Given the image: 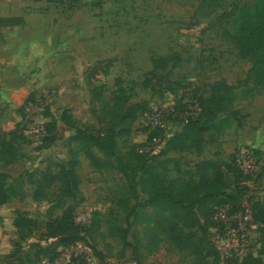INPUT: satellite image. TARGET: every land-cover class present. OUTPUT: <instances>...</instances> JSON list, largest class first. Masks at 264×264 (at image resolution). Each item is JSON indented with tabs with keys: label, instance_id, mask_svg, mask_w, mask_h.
Instances as JSON below:
<instances>
[{
	"label": "rangeland",
	"instance_id": "obj_1",
	"mask_svg": "<svg viewBox=\"0 0 264 264\" xmlns=\"http://www.w3.org/2000/svg\"><path fill=\"white\" fill-rule=\"evenodd\" d=\"M29 3L36 11L19 36L38 27L42 31L33 36L30 71L23 82H13L11 71L0 81V91L19 93V87L12 88L18 84L28 89L25 103L17 106L8 100L0 110V139L12 143V151H1L0 182L9 188L10 199L0 205V264H32L41 245L56 251V264H65L70 252L80 255L78 264L238 263L215 260L214 240L220 229L212 201L195 206L194 226L176 201L183 183L198 181L199 166L206 160L235 170L240 151L252 148L264 166V84L255 81L261 66L237 44L241 11H253L264 0H225L218 5L213 0ZM189 83L207 97L213 85L221 91L235 87L215 119L226 120L222 130L205 137L201 152L190 141L173 138L146 164V171L137 170L147 138L137 123V111L172 103L178 87ZM31 122L45 125L40 141L25 132L7 134ZM85 127L116 133L117 155L137 170L135 188L116 157L94 149L101 163L96 167L79 150L71 137ZM226 175L232 183L233 173ZM260 175L254 187L264 199ZM145 179L158 180L171 189L174 199L145 204L150 197L142 190ZM64 215L78 228L66 232L65 239L78 234L69 247L47 236L51 221H61ZM19 217L36 219L37 224L16 226ZM174 225L181 227L182 241L174 236ZM124 229L130 246L122 239ZM253 230L248 254L257 253L262 238V229Z\"/></svg>",
	"mask_w": 264,
	"mask_h": 264
},
{
	"label": "trees",
	"instance_id": "obj_2",
	"mask_svg": "<svg viewBox=\"0 0 264 264\" xmlns=\"http://www.w3.org/2000/svg\"><path fill=\"white\" fill-rule=\"evenodd\" d=\"M50 2H55L56 0H48ZM217 5L224 2L225 0H213ZM237 44L240 48L241 53L244 56H249L254 60L255 66H261V72L256 74L255 81L262 85L264 84V4L262 6L255 7L253 11L243 10L240 13V31L237 39ZM185 85H180L178 88H182ZM178 89V90H179ZM235 89L234 86H226L224 90L221 91L218 84L213 85L209 96L207 97L203 94L199 96V102L201 107V115L199 118L191 121L185 125L181 131L176 132L168 140L166 149L173 138H181L185 141H190L192 145L197 146L198 151H202L201 143L210 135L218 133L222 130V123L226 120L217 122L215 119L223 106V102L226 98H230L232 94L231 91ZM197 94V93H195ZM233 97V96H232ZM234 99V98H233ZM230 100V99H229ZM147 108V106L141 107L136 113V119H138L139 113ZM66 117V115H65ZM71 119V118H70ZM234 122V118H231L230 124ZM225 128V127H224ZM24 133V127L19 126L13 130L7 132L8 135L14 137L18 133ZM4 131L0 130V135ZM116 133L112 129H108L105 132L95 131L94 127L77 128L75 134L71 137V140L75 142L79 150L83 152L86 158L91 162L92 165L98 167L100 166V161L94 153V149H98L104 154L112 157H116L121 170L126 176L131 179L132 186L135 188L136 185V173L139 171H146V164L154 159V157L147 158L145 155L138 153L143 159L142 165L139 169H133L130 165L124 163L122 157L118 156L116 153L117 140ZM11 142L8 139H0V162L4 159V152L1 151L5 149V152L12 151ZM165 149V150H166ZM259 152V151H257ZM228 166V165H227ZM226 166V167H227ZM235 170L226 168L223 164H218L216 161L206 160L202 162L198 170V181L195 183L186 182L181 185L178 201H176L179 206L185 210L186 215L193 220L191 226H194L196 219L194 217L193 210L195 206L200 202H210L212 201L211 212H214L215 207L230 204L232 210H237L244 197L247 195V186L242 185L243 174L235 165ZM74 167H72L73 180H77L74 172ZM230 169V170H229ZM233 173L234 181L229 183L227 181V173ZM262 174L264 176V166L261 167L258 173L259 177ZM2 173L0 171V179ZM158 180H147L143 181L142 190L150 195L146 200L145 204H150L160 198H168L170 200L174 199V193L171 189L164 188L158 183ZM76 184V183H75ZM234 184V185H233ZM264 190V189H263ZM259 191H256L249 195L248 199L253 204L255 211V218L264 223V199L259 197ZM33 195V193H31ZM33 197H35L33 195ZM10 199L9 188L0 182V205L5 204ZM240 199L242 201H240ZM136 212V207L131 211V214ZM69 216L64 215L61 221H51L48 225V238L59 239L64 247H69L77 242L78 234L73 235L70 239H65L66 232L71 227L74 232H78V228L73 227L74 221L72 218L69 220ZM181 220H183L181 218ZM69 221V222H68ZM184 221V220H183ZM68 222V223H67ZM37 220L29 217H19L16 219V226H25L32 228L36 226ZM262 229L261 241L256 254H248L241 262L236 264H264V227ZM172 230V229H171ZM174 236L182 241L184 236L181 227L174 225L173 230ZM179 231V232H178ZM128 229L122 231V239L126 245H131L128 241ZM40 256L32 264H56L57 253L55 250L50 249L47 246H40ZM215 260L218 262L221 258L220 253L214 248ZM48 258L47 261H44ZM139 264H141L139 262Z\"/></svg>",
	"mask_w": 264,
	"mask_h": 264
},
{
	"label": "built area",
	"instance_id": "obj_3",
	"mask_svg": "<svg viewBox=\"0 0 264 264\" xmlns=\"http://www.w3.org/2000/svg\"><path fill=\"white\" fill-rule=\"evenodd\" d=\"M199 96L196 84L189 83L178 90V98L172 103L152 105L142 110L138 115L137 123L145 131L147 138L143 141L139 152L150 158L165 150L171 136L200 117ZM24 132L27 137L38 142L44 138L46 128L44 123L31 122L27 123ZM236 164L243 174L242 185L248 187L246 196L249 197L257 191L254 183L261 170V161L254 149L244 148L237 155ZM213 219L220 229L219 235L214 240V246L223 260L241 262L248 255L253 229L264 227V223L255 218L253 204L249 199H243L237 210H232L230 204L215 207ZM79 257L78 253L70 252L65 264H78Z\"/></svg>",
	"mask_w": 264,
	"mask_h": 264
},
{
	"label": "crops",
	"instance_id": "obj_4",
	"mask_svg": "<svg viewBox=\"0 0 264 264\" xmlns=\"http://www.w3.org/2000/svg\"><path fill=\"white\" fill-rule=\"evenodd\" d=\"M29 2L30 0H5L0 2V81L2 75L11 71L13 75L11 80L15 83H20L24 81L25 75L30 71L32 64L30 51L32 45L35 44L33 36L40 34L42 31L38 27L34 28L32 32L30 31L28 35L19 36L21 31L24 33L30 27L29 15L36 11V9L34 11L31 9ZM7 50L9 51L8 53H6ZM18 87L20 88L19 93L14 90L7 93L9 90L1 89L0 110L6 107L8 100H12L17 106L25 103L24 92L28 91L27 86L19 84L12 86L13 89ZM17 95L23 96V99L16 101L15 97Z\"/></svg>",
	"mask_w": 264,
	"mask_h": 264
}]
</instances>
